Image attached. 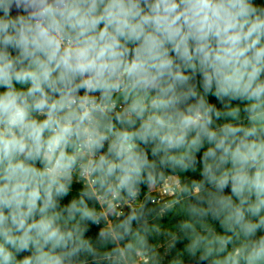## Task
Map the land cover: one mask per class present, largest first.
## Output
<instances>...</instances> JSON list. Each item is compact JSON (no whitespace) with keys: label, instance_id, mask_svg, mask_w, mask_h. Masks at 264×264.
Here are the masks:
<instances>
[{"label":"clouds","instance_id":"1","mask_svg":"<svg viewBox=\"0 0 264 264\" xmlns=\"http://www.w3.org/2000/svg\"><path fill=\"white\" fill-rule=\"evenodd\" d=\"M164 231L264 264V0H0V264H165Z\"/></svg>","mask_w":264,"mask_h":264},{"label":"trees","instance_id":"2","mask_svg":"<svg viewBox=\"0 0 264 264\" xmlns=\"http://www.w3.org/2000/svg\"><path fill=\"white\" fill-rule=\"evenodd\" d=\"M167 201L171 203L172 197L168 198ZM148 207L152 210L151 218H150V224L156 225L158 224L159 220L158 218L160 216H168L169 218V227H173L174 222L172 220V217L169 213L163 211V203L161 204H155L149 202ZM179 206L177 205V208ZM172 239V232L170 231H164L160 235H155L151 238L150 242L155 246L157 251L159 252V255L161 258L164 259L165 264H167V260L170 257L171 253L167 251L169 244L171 243ZM137 260V257L135 258ZM138 264H143L142 261H140ZM149 264H152V261H149Z\"/></svg>","mask_w":264,"mask_h":264},{"label":"built area","instance_id":"3","mask_svg":"<svg viewBox=\"0 0 264 264\" xmlns=\"http://www.w3.org/2000/svg\"><path fill=\"white\" fill-rule=\"evenodd\" d=\"M172 179H173V178H172ZM172 179L169 181V183L174 187L176 181H173ZM168 198H171V196H169V195H165V194H161V195L156 196V197L151 201V203L161 204V203H163L164 201H167ZM139 260H140V258H139ZM140 261H141V260H140Z\"/></svg>","mask_w":264,"mask_h":264},{"label":"rangeland","instance_id":"4","mask_svg":"<svg viewBox=\"0 0 264 264\" xmlns=\"http://www.w3.org/2000/svg\"><path fill=\"white\" fill-rule=\"evenodd\" d=\"M172 180H173V181H176L175 178H173ZM139 262H140L139 257H137L136 264H138Z\"/></svg>","mask_w":264,"mask_h":264}]
</instances>
